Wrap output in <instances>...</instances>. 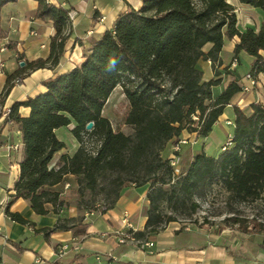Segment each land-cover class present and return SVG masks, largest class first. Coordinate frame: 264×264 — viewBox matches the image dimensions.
<instances>
[{
    "label": "trees",
    "instance_id": "16d2710c",
    "mask_svg": "<svg viewBox=\"0 0 264 264\" xmlns=\"http://www.w3.org/2000/svg\"><path fill=\"white\" fill-rule=\"evenodd\" d=\"M8 1L12 0H0V10ZM237 2L264 11V0ZM67 11L37 0L35 16L52 21L55 30L49 56L26 62L9 75L0 105L11 82L19 81L27 70L57 62L68 33ZM236 22L235 7L228 0H142L138 9L129 7L110 29L91 37L78 64L43 80L44 91L10 106L9 118L17 123L23 142L10 201L28 199L37 214H46L50 204L58 213L63 210V187H50L59 183L70 186L65 181L70 174L79 197L86 191L93 197L102 193L106 203L100 210L86 206L81 215L59 217L52 226L34 229L35 233L46 242L57 230L76 226L75 234L84 233V227L78 226L83 213L112 207L121 189L129 184L148 186L146 221L141 231L133 233L135 238L175 221L172 215H161L162 198L173 202L171 209L175 212L187 201L193 211L196 204L192 197L215 182L241 199L264 194V102L251 103L249 112L233 105L231 145L216 156L198 150L176 178L169 157L163 154L167 144L176 142L183 130L205 137L240 91L239 84L231 81L213 94L212 87L219 79H202L199 60H209L212 66L219 63L225 39L237 36L234 54L243 50L253 57L249 72L254 77L264 73V55L260 53L264 51V20L256 30H239ZM116 86L128 103L124 122L132 127L129 134L113 130L102 114ZM21 105L29 109L23 117L18 112ZM90 121L92 126L86 129ZM71 124L69 131L77 147L72 153L60 152L55 159L66 147L55 130ZM92 140L94 147L90 145ZM6 214L21 224L34 225L19 213L6 209ZM254 228L264 227L257 223Z\"/></svg>",
    "mask_w": 264,
    "mask_h": 264
},
{
    "label": "crops",
    "instance_id": "0c3cea01",
    "mask_svg": "<svg viewBox=\"0 0 264 264\" xmlns=\"http://www.w3.org/2000/svg\"><path fill=\"white\" fill-rule=\"evenodd\" d=\"M228 1L235 7L236 25L239 30L246 27L256 30L260 27L264 15L259 14L257 22L254 20L257 7L240 4L237 0ZM51 4L76 12L63 42L62 54L53 65L46 64L44 67L27 70L19 81H16V76L12 78L11 81L15 80L11 82L8 93L3 97L5 105L23 102L28 97L44 91L43 80L78 64L82 60L84 50L89 46V39L98 37L110 29L117 17L129 7L138 9L142 0H53ZM36 9L37 0H12L1 7L0 94L9 75L18 71L26 62L49 56L50 41L55 30L52 21L35 16ZM99 14L104 16L102 21L97 19ZM237 42V36L223 41L220 62L216 65L212 66L209 60L198 62L203 80L219 79L218 84L212 87L213 94H218L231 81H236L239 85L245 82L243 77L249 72L253 57L243 50L234 54L233 49ZM260 53L264 55V51ZM233 57L237 58V63L231 67L229 64ZM20 60L24 61L23 66L19 65ZM216 68L221 70V73L216 74ZM262 78L264 73L256 75L257 88L253 91H239L235 94L217 121L226 117L228 114L225 109H233V105H237L239 100L241 102L237 106L240 109L243 106L249 108L253 102H264V95L261 99L257 97L264 93ZM28 111V107L22 105L18 108L22 117L26 116ZM71 126L72 124L68 127ZM58 129L55 133L60 139L57 135ZM181 136H190L195 141L197 139L194 133L185 130ZM76 147L75 141V149ZM166 147L168 153L164 154L163 151V154L169 157L170 143ZM185 147L191 148L192 159L197 150L193 145ZM63 151L68 152L65 147L57 153L55 159ZM180 153L183 154L184 151ZM22 154L23 142L17 123L1 121L0 264H30L36 256L46 259L50 264H264V257H252L238 238L225 229L215 231L204 226H188L173 221L157 232L149 233L143 238H135L133 233L141 231L146 221V184L124 186L110 208L103 211H85L81 224L78 225L80 228L84 227V233L75 234L73 229L76 226L72 230H57L50 234V241L46 242L34 229L52 226L57 218L73 217L77 212L66 213L61 210L55 213L51 205L47 204L49 211L46 214H37L31 209L28 199L19 197L10 201L14 183L19 175ZM65 181L76 185L74 177L70 174L66 176ZM62 187V183H59L50 189L61 190ZM6 209L19 213L34 225L11 220L6 214ZM124 213L127 215L124 216ZM64 245L66 247H63Z\"/></svg>",
    "mask_w": 264,
    "mask_h": 264
},
{
    "label": "rangeland",
    "instance_id": "374dc122",
    "mask_svg": "<svg viewBox=\"0 0 264 264\" xmlns=\"http://www.w3.org/2000/svg\"><path fill=\"white\" fill-rule=\"evenodd\" d=\"M259 14L264 15V12H262V9L256 8L254 17L256 22L260 18ZM215 71L216 74L221 73V70H217V68ZM261 80L264 81V78ZM256 88L257 83L251 91ZM262 95L264 93L257 96L258 99H261ZM242 109L249 112L247 106H243ZM127 110L128 103L120 88L116 86L107 98L102 109V114L109 119L113 130L122 131L126 134L132 132V127L124 122ZM225 112L228 115L216 121L211 131L205 137H197L195 141L190 136H181V138H185L186 143L180 145L176 165L174 167L171 166L173 168L174 178L180 175L181 170L191 160V148L186 149L185 145H189V147L193 145L195 150L202 149L207 155L212 156L218 155L222 151L221 146L232 135L234 129L233 109L227 108ZM226 119H229L231 122L227 123ZM69 129L70 127H60L57 135L64 141L67 151L72 153L75 150V139ZM94 144L92 140L90 142L91 147H94ZM182 146L184 147L181 148ZM182 151H184L183 154L180 153ZM166 153H168L167 147L164 150V154ZM161 187L167 189L168 186L162 185ZM76 188V185L70 184L68 188L62 189L61 199L63 200V211L66 213L68 211L77 212V215H81L83 207L86 206H91L96 210L104 208L106 203L102 193H98L93 197L86 191L83 197H79L76 193ZM91 199L93 200L92 203H90ZM191 201L196 204L193 211L190 210L191 202L187 201L185 207L173 212L171 209L173 202L162 198L159 201L161 215L163 217L172 215L175 221L182 225L204 226L215 231L228 230L229 233L238 238L241 245L247 249V252L252 257H264V228H259L258 230L254 228V225L257 223L264 227V194L254 199H241L229 194L218 182H215L205 187L201 194L194 195ZM232 217L239 219L238 222L231 220Z\"/></svg>",
    "mask_w": 264,
    "mask_h": 264
},
{
    "label": "built area",
    "instance_id": "2783aa9c",
    "mask_svg": "<svg viewBox=\"0 0 264 264\" xmlns=\"http://www.w3.org/2000/svg\"><path fill=\"white\" fill-rule=\"evenodd\" d=\"M53 0H46V2L51 3ZM76 15L75 10L73 9H68L67 11V15H66V32L69 31L70 26L72 24V21L74 19ZM98 21H102L104 19V16L102 14H99L97 17ZM0 48H2V45L0 46ZM237 63V58L233 57L230 61V66L234 67ZM243 79L245 80V82H241L240 83V91L241 92H249L251 91V89L254 88V86L257 83L256 77H254L250 72L245 73ZM240 100L237 101V105H240ZM239 107V106H238ZM11 109L10 106L5 105V104H1L0 105V122L1 121H6L8 123H12L13 121L9 118ZM227 123H230L231 121L229 119H226ZM186 143L185 138H179L176 142L171 144V155L169 157V164L174 167L176 165V160L178 158V154L177 152L180 150V145ZM231 145V136H229L225 143L221 146V150L226 149L227 147H229ZM68 183H65L63 185V189L68 188ZM127 214L124 213V216H126ZM151 244V243H148ZM63 247H66L65 245ZM75 247H77V245H75ZM30 264H50L46 259H43L42 257L36 256L34 257V259L32 260V262Z\"/></svg>",
    "mask_w": 264,
    "mask_h": 264
},
{
    "label": "water",
    "instance_id": "95a60500",
    "mask_svg": "<svg viewBox=\"0 0 264 264\" xmlns=\"http://www.w3.org/2000/svg\"><path fill=\"white\" fill-rule=\"evenodd\" d=\"M19 65L23 66V65H24V61L20 60V61H19ZM91 126H92V122L90 121V122H88V123L86 124L85 128H86V129H90Z\"/></svg>",
    "mask_w": 264,
    "mask_h": 264
}]
</instances>
